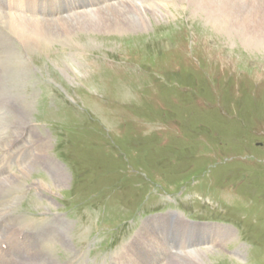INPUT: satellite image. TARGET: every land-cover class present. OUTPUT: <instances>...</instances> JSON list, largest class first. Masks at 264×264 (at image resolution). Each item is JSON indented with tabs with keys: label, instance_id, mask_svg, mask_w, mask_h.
I'll return each mask as SVG.
<instances>
[{
	"label": "rangeland",
	"instance_id": "obj_1",
	"mask_svg": "<svg viewBox=\"0 0 264 264\" xmlns=\"http://www.w3.org/2000/svg\"><path fill=\"white\" fill-rule=\"evenodd\" d=\"M20 1L5 0V10L55 22L80 16L82 5L84 14H99L107 0H73L82 3L75 9L64 1L41 14L36 0ZM151 1L167 15L143 32L101 34L75 24L70 35L50 37L61 28L47 25L43 44L26 51L25 71L5 59L0 40V64L14 75L0 72V102L8 95L26 104L29 129L37 123L49 142L48 165L30 170L24 190L0 198V211L25 225L30 249L47 239L42 220H63L69 247L53 241L44 253L54 264H133L122 252L142 229L152 240L142 249L151 243L182 264L189 253L194 264H264V52L211 25L207 14L218 4L192 11L190 0ZM234 6L244 15L264 12L246 3L226 11ZM18 37L6 39L24 53ZM0 113L7 134L17 132L12 111ZM27 150L36 153L31 135ZM53 164L66 176L61 186ZM3 239L6 252L23 246L16 235ZM212 240L219 245L205 249ZM133 253L136 264H150L140 245Z\"/></svg>",
	"mask_w": 264,
	"mask_h": 264
},
{
	"label": "bare ground",
	"instance_id": "obj_2",
	"mask_svg": "<svg viewBox=\"0 0 264 264\" xmlns=\"http://www.w3.org/2000/svg\"><path fill=\"white\" fill-rule=\"evenodd\" d=\"M10 1L14 2L15 0H10ZM16 1L22 2L20 0H16ZM36 1L39 5L38 10L40 14L41 12L45 11V8L52 9L53 6L57 8V5L61 4L64 1H66L64 4H69L70 2H72L73 4V0H36ZM115 1L118 0H107L105 3H101L99 8H101L103 11L99 14L93 12V10H90L88 14H84L83 12L78 11V13L81 14L80 16L71 17V18L66 17L65 19L61 18L60 21L58 20L55 22H51V21L47 22L43 17H34L32 20L27 19L25 16L21 15L18 12L19 9L18 7L15 8L14 12H11L12 11L11 9L6 8L8 12L5 13L6 12L5 0H0L2 11H5V12H0V40H2L7 46L6 53L8 55L5 59L18 63L19 65L24 67V71H25L26 66L28 65L25 59V57L27 56L26 51L28 49L31 50L34 49L35 47H39V45L43 44L44 40L47 38L46 37L47 33H45L48 30L46 27L47 25H49L50 27L52 26L55 29L58 28L59 30L61 28L60 31H55L53 33H50V37L52 34L53 37H55L54 33L56 34V36L62 35L63 33H65L64 35L66 36L70 35V33L72 32L71 30L74 28L75 24H79V30L81 31H88V29H95L97 32L101 34L126 33V32L129 33L136 31L143 32V30H146L148 27H150L149 25L151 23V19L153 20H157V18L163 19V16L167 15L166 13L165 15H163L162 11L159 12V5L154 4L151 0H144V1L120 0L118 2ZM176 1L185 2V0H176ZM190 1L195 6V7L191 6L192 11H196V9L199 8L208 7L211 3H213L214 5L218 4L214 13L207 14V20L209 21L211 19L210 20L211 25L216 28L220 27L229 33L231 32L237 33L241 41L245 44V46H248L249 48L252 47L253 49H261V51L264 52V12L259 13L255 11H249L248 15H244L243 13L245 12V9H236V6H234V9L230 8L228 9V11H226V8L231 5H241L244 3H246L247 6L264 7V0L262 2H257L256 0H190ZM110 2L112 4H108ZM107 4L110 6L105 7V5ZM113 5L115 6L113 7ZM129 5H132L133 7L129 8L131 7ZM29 9H31L33 12L35 11L34 8H29ZM121 11L126 13H133L134 16L123 14L121 13ZM54 13H55V9L53 12H49V14H54ZM238 15H241L239 19H237ZM243 18L246 19L242 20ZM16 19H19V24H16L15 21ZM27 29L28 32L26 33ZM11 33L15 36H19L18 39L21 41L20 44L22 46V50L24 51V53L16 52V49H13L11 46H9V43H12V41L6 38L8 37V34ZM24 71L18 72L17 75L21 76L22 74H24ZM0 72L3 74H7L8 77L14 81V75L11 72L10 68L7 67L6 62H2L0 64ZM0 87L2 88V86ZM4 101H8L12 104H1ZM15 102L18 103L19 100L14 99L8 95L4 96L3 101L0 102V111L4 110V112H6L7 109H10L12 111L14 116V121L10 122L9 125L13 123L11 125L13 130L14 131L17 130V132H12L10 134H7L6 121L8 122V118L4 117V115L0 113V198L7 197L8 195H10L14 187L19 188L20 190H24L23 185L25 183H23L22 179L23 178L25 179L30 174L29 173L30 170L36 167L37 165L40 166L48 165V160H47L48 154L46 153V150L49 148V147L47 148V146L49 145L48 140L45 139L44 136L40 134V132H38L36 128L38 125L37 123H34V126H32L31 129H29L27 105L25 104L24 107L19 102L18 103L19 106H16L14 105ZM8 117L11 118V115ZM29 135H31V137L33 138L36 144V153L34 156L31 155V152L27 150ZM1 151H3V153H1ZM52 161L54 160L52 159ZM54 165L55 164H53V166ZM13 167L14 169H17L16 172L12 171ZM60 167L56 165L54 166V168H52L51 166V170H50L53 177V182L56 186H61L66 178ZM40 186L43 187L44 184L43 186L40 184ZM17 201H18V196L16 198L11 197L7 203V206H5L4 209H8L9 207L12 208L13 204L14 205L17 204ZM171 215L173 216L172 217L173 219L174 218L176 219V217L174 216L175 214L172 213ZM11 218L12 217L10 216V213L0 211V264H54L51 257L47 258V256L44 255V253L50 255V250H51L50 244H52L53 241H55V243L57 242L65 247H69L70 245L69 241H67V239L64 237L63 234L64 232L63 229L65 227L64 221L59 219L58 217L53 219L54 225L51 226H50V222H48L47 220L41 221V224L46 227V229L43 232V236L46 237L47 239L45 240L43 238L42 242H38L31 249H30L31 239L29 237L27 239L25 232V225L21 223H18L16 225L14 224L13 219ZM189 225L192 227L193 226L197 227L196 224H189ZM42 228L43 227L41 228L38 227V231H42L43 230ZM26 229L29 230L30 227H26ZM3 234H8V235L12 234L13 236L15 235L18 236L21 239V243L23 246L17 247L15 249H9L8 252H6V250H4L5 241L3 239ZM214 236L216 239L215 234ZM151 241H152L151 236L150 234H148V230L142 229L133 238V240L128 242L127 246L124 247L122 252L123 257L126 258L128 261H132L133 264H136L135 258H132L134 257L133 252L137 248V246L140 245V249L144 251L145 255L150 260V264H182L179 259H175V260L167 259L166 250L163 251L164 255H162V251L158 247L156 248L151 243L147 245L145 250L141 248V245L143 243L145 242L149 243ZM9 244H11V242ZM209 244L210 246L206 247L205 249L209 250L212 244L219 245V243L213 242V240ZM27 248L28 251L24 254V251ZM119 255H121V252L119 253ZM188 255L189 256L185 257L186 263L194 264L191 261L193 255H191V253H189ZM194 256L197 257V261L201 262L202 259L206 257V250L204 249L202 250L201 248L197 249L194 251Z\"/></svg>",
	"mask_w": 264,
	"mask_h": 264
}]
</instances>
